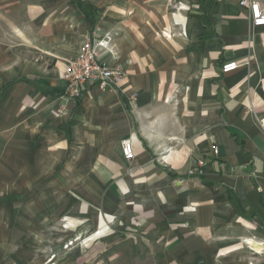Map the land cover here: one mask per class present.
<instances>
[{
  "label": "crops",
  "instance_id": "crops-1",
  "mask_svg": "<svg viewBox=\"0 0 264 264\" xmlns=\"http://www.w3.org/2000/svg\"><path fill=\"white\" fill-rule=\"evenodd\" d=\"M239 1L0 0V264H247L244 239L264 237V25ZM95 27L123 81L67 101ZM63 216L91 242L27 241Z\"/></svg>",
  "mask_w": 264,
  "mask_h": 264
},
{
  "label": "built area",
  "instance_id": "built-area-1",
  "mask_svg": "<svg viewBox=\"0 0 264 264\" xmlns=\"http://www.w3.org/2000/svg\"><path fill=\"white\" fill-rule=\"evenodd\" d=\"M239 4L248 9L251 26L264 25V5L258 0H240ZM111 41V31L101 34L97 27L83 36L75 56L67 62L61 75L62 91L67 101L79 98L87 85H97L101 90H109L123 81L122 68L119 65L111 66L100 58L104 52L111 51ZM239 66L240 62L236 60L225 61L220 66V72L229 73ZM131 99L133 101L135 97L131 96ZM261 124L264 126V118ZM121 150L126 159L133 157V143L130 138L122 140ZM210 151L212 157L219 153L215 145L210 146ZM206 162L202 157L195 158V164L188 173L201 176ZM244 241L249 253L247 264H264V237L257 241L253 238H246ZM248 241H251V245Z\"/></svg>",
  "mask_w": 264,
  "mask_h": 264
},
{
  "label": "rangeland",
  "instance_id": "rangeland-1",
  "mask_svg": "<svg viewBox=\"0 0 264 264\" xmlns=\"http://www.w3.org/2000/svg\"><path fill=\"white\" fill-rule=\"evenodd\" d=\"M101 218V217H100ZM107 217L103 216V223H101V227L105 225V219ZM111 222L114 224H117L115 219L111 218ZM54 227L49 228L45 231V236L43 238H27V241H29L31 244H43V245H52V244H62L61 246L64 247V249L67 250V248H70L74 245H86L89 244L91 241L90 239H85L84 237H75L74 235L77 232H82L84 229V217L83 216H63L58 221L54 223ZM66 224H69L68 227ZM99 225V224H98ZM90 228V227H89ZM93 228H90V231H92ZM94 229H98V226L94 227ZM93 229V230H94ZM59 232V235H55L54 233ZM24 239V238H22ZM93 239V238H91ZM28 243V242H27ZM246 248V247H245ZM247 249V248H246ZM58 254H50L45 253V264H51L49 260L53 258L54 256H57Z\"/></svg>",
  "mask_w": 264,
  "mask_h": 264
},
{
  "label": "trees",
  "instance_id": "trees-1",
  "mask_svg": "<svg viewBox=\"0 0 264 264\" xmlns=\"http://www.w3.org/2000/svg\"><path fill=\"white\" fill-rule=\"evenodd\" d=\"M207 185L210 186V187L212 188V185H211L210 183H207ZM212 190H213L214 198H215V199H220L221 197L218 195L217 191L214 190L213 188H212Z\"/></svg>",
  "mask_w": 264,
  "mask_h": 264
},
{
  "label": "bare ground",
  "instance_id": "bare-ground-1",
  "mask_svg": "<svg viewBox=\"0 0 264 264\" xmlns=\"http://www.w3.org/2000/svg\"><path fill=\"white\" fill-rule=\"evenodd\" d=\"M249 243L248 244H250L251 245V241H248Z\"/></svg>",
  "mask_w": 264,
  "mask_h": 264
}]
</instances>
